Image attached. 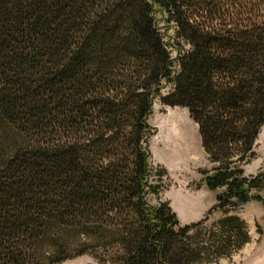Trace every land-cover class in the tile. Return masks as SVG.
<instances>
[{
    "label": "trees",
    "instance_id": "trees-1",
    "mask_svg": "<svg viewBox=\"0 0 264 264\" xmlns=\"http://www.w3.org/2000/svg\"><path fill=\"white\" fill-rule=\"evenodd\" d=\"M158 98L189 111L220 190L190 225L151 162ZM263 127L264 0H0V264L231 259L236 212L264 206V168L245 172Z\"/></svg>",
    "mask_w": 264,
    "mask_h": 264
},
{
    "label": "rangeland",
    "instance_id": "rangeland-1",
    "mask_svg": "<svg viewBox=\"0 0 264 264\" xmlns=\"http://www.w3.org/2000/svg\"><path fill=\"white\" fill-rule=\"evenodd\" d=\"M159 23L162 31L167 34L171 44H177L174 24L167 25L166 17L160 15ZM168 26V27H167ZM182 48L189 47L180 41ZM173 58L179 52L171 49ZM172 90L167 86L162 96ZM149 124L153 130L149 150L151 162L154 166H163L167 169L169 189L163 193L161 199L168 200L177 210L179 219L184 225L200 222L217 204L216 197L220 190L210 191L205 183L202 172L212 169V164L202 146L199 126L191 118L189 111L180 107H170L162 103L161 98L154 101ZM187 141L191 152L176 151V145ZM256 158L245 167L247 176L257 175L264 168V127L256 143ZM264 196V193L262 194ZM155 203V200L153 201ZM248 226L250 243L231 259L221 260L214 264H264V206L258 201H251L237 212ZM224 217L222 211H214L209 216V224L216 223ZM261 231V233H260ZM64 264H97L92 255H85Z\"/></svg>",
    "mask_w": 264,
    "mask_h": 264
},
{
    "label": "bare ground",
    "instance_id": "bare-ground-1",
    "mask_svg": "<svg viewBox=\"0 0 264 264\" xmlns=\"http://www.w3.org/2000/svg\"><path fill=\"white\" fill-rule=\"evenodd\" d=\"M175 150L176 151H184V152H191V149H190V147H189V145H188V143H187V141L186 140H184L182 143H180V144H178V145H176V147H175Z\"/></svg>",
    "mask_w": 264,
    "mask_h": 264
},
{
    "label": "crops",
    "instance_id": "crops-1",
    "mask_svg": "<svg viewBox=\"0 0 264 264\" xmlns=\"http://www.w3.org/2000/svg\"><path fill=\"white\" fill-rule=\"evenodd\" d=\"M171 206H172L173 209H175L174 206H173L172 204H171ZM174 211L177 213V215H178V217H179V214H180V213H179L177 210H174ZM182 224H183V223H182ZM183 225H184V224H183Z\"/></svg>",
    "mask_w": 264,
    "mask_h": 264
}]
</instances>
